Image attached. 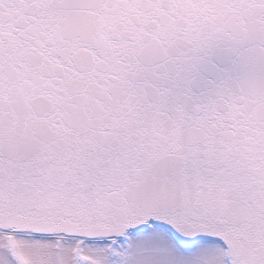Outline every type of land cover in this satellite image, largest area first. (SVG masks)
I'll return each mask as SVG.
<instances>
[{
  "label": "snow or ice",
  "instance_id": "snow-or-ice-1",
  "mask_svg": "<svg viewBox=\"0 0 264 264\" xmlns=\"http://www.w3.org/2000/svg\"><path fill=\"white\" fill-rule=\"evenodd\" d=\"M0 264H264V0H0Z\"/></svg>",
  "mask_w": 264,
  "mask_h": 264
}]
</instances>
